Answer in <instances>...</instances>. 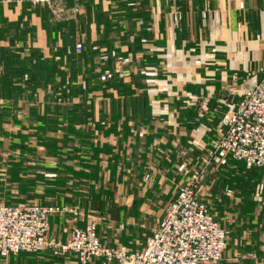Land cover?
I'll use <instances>...</instances> for the list:
<instances>
[{
  "label": "crops",
  "instance_id": "1",
  "mask_svg": "<svg viewBox=\"0 0 264 264\" xmlns=\"http://www.w3.org/2000/svg\"><path fill=\"white\" fill-rule=\"evenodd\" d=\"M177 14L182 20H174ZM0 18L4 21L0 47L22 48L27 56L38 52L45 59L60 60L57 51L61 48L83 46V57L74 51L75 65L60 66L55 79L60 82L62 71L67 70L75 75V84L84 86L88 79L89 91L83 96L90 118L76 124L90 126V154L70 148L60 156L77 165L72 164L69 173L87 181L77 191L84 189L89 201L69 209L67 215L50 218L49 240L54 242H65L72 228L84 227L96 215L104 220V207L115 195L111 177L117 176L120 193L130 174L141 181L133 193L123 192L125 203L120 207L134 202L143 208L145 200L161 195L168 199L174 186L189 183L192 144L206 146L242 93L264 80V0H0ZM125 19L131 42L123 40L116 52L113 48L124 34L119 23ZM117 54L130 58L132 77L101 83L102 70L112 65L102 57ZM36 83L33 74L27 82L14 81L8 98L0 96V110L6 104L11 113L4 125L12 121L28 125L32 107L40 104L44 108L45 103L57 100L52 85ZM109 122L112 127L104 129ZM77 139L66 134V141ZM96 144L104 148L93 154ZM223 156L227 155H219L221 165L213 174V193L221 215L216 219L228 232L221 264H264V169L237 165ZM147 175H151L150 182L145 180ZM58 205L74 206L70 198ZM225 207H230L227 217L222 215ZM113 211L105 218L109 224L101 231L98 228L105 246L142 249L147 241L142 247H132L130 241L141 236L134 232L129 236L130 228L118 227L123 220L114 219ZM142 214L138 211L131 216ZM111 223L115 225L109 228ZM104 228L115 231L111 233L114 239L105 238L103 232L108 229ZM0 264L81 263L73 255H55L50 246L41 254L0 257ZM89 264L118 263L95 258Z\"/></svg>",
  "mask_w": 264,
  "mask_h": 264
},
{
  "label": "built area",
  "instance_id": "2",
  "mask_svg": "<svg viewBox=\"0 0 264 264\" xmlns=\"http://www.w3.org/2000/svg\"><path fill=\"white\" fill-rule=\"evenodd\" d=\"M42 1L49 3L51 0ZM240 8H244L242 3ZM202 17L206 18L207 13H202ZM174 20H182V15H175ZM139 24L144 25V22ZM115 47L120 49L121 42ZM82 50V44L78 43L68 52L81 53ZM102 60L108 63L109 55L103 56ZM130 66V58L117 55L112 65L102 70L100 79L129 78ZM221 128L214 144L215 154L223 153L249 167L264 169V80L242 93L238 105L221 120ZM204 174L205 168L195 173L189 183L180 186L167 214L146 245L137 251L124 245L105 246L99 237L98 224L93 220L87 221L82 228H72L65 242L50 241V218L69 212L68 208L1 204L0 257L41 254L52 246L55 255H73L81 264H89L95 258L118 264H221L228 232L198 196V185Z\"/></svg>",
  "mask_w": 264,
  "mask_h": 264
},
{
  "label": "rangeland",
  "instance_id": "3",
  "mask_svg": "<svg viewBox=\"0 0 264 264\" xmlns=\"http://www.w3.org/2000/svg\"><path fill=\"white\" fill-rule=\"evenodd\" d=\"M32 126L33 124L31 122L28 123V125H23L22 123L20 125L15 123V121H12L10 125H4V122H0V205L41 204L53 206L52 201H56L54 205L60 206L58 204L62 200L64 201L70 198L74 206L67 205L68 209L81 208L82 203L87 204L89 201V195L86 194L87 192H85L84 189H80L79 192L77 189L78 187L82 188L81 183L85 185L87 181L80 180L75 176V173H69L71 165L74 164L75 167L77 165L72 163V161L66 162L60 155L65 156L68 154L70 148L83 150L85 154H90V141L82 140L87 130L90 129V126L78 125L75 129L77 130L80 140L77 139L76 142L61 141V145L58 146L61 147V151H55L53 148L46 149L44 146L37 145V143L33 142L32 140L35 139V133L41 128H33ZM221 129L222 128L219 129V127L214 128L211 139L206 146L203 144H192L193 149L190 156L191 178L195 173H199L205 168L203 179L198 185V196L204 200L209 211L218 221L221 215L218 212L220 206L216 198H214L215 192L213 193L215 188L213 174L218 172V170H214V168L221 165V163L219 164V155H226L223 153H214V144L219 137V133H221ZM58 132L64 133V135L71 133L66 125L59 127ZM98 135L102 136L104 133L99 132ZM21 137H25L26 141H23ZM223 157L227 158L228 155ZM207 175L208 177L206 178L205 176ZM136 180V176L130 174L129 178L125 180V186L127 187H125L124 190L121 189L120 193L116 183L117 176L116 179L110 178V185L114 188L111 190V193H115V195L111 203L105 205V216L103 217L108 220L109 211L114 210L112 214L113 218H120L123 220L121 224H118V227H123V230L130 228L129 236H132L133 232L135 235L141 236V238H135V241L133 239L132 242L130 241L132 247H142L145 241H147L148 235L153 233L167 214L171 203L178 195L180 186H174V190L169 192L170 196L167 195L168 199H166L164 195H161L159 198L145 200L143 208L135 204L133 205L134 202L130 206L124 205L120 207L119 205L125 203L123 192H125V194H128L129 191L133 193L135 185L139 182ZM145 180L150 182L151 175H147ZM209 180L210 182H208ZM62 181L63 183H61ZM57 182H60L59 184H61L60 186H62L64 191H59L58 194H54L55 196L52 197L49 192L56 189ZM155 192L160 193V191ZM228 209H230V207L224 208L222 213L224 217L230 215ZM138 211L143 213L142 216H131V213ZM67 213L69 212H66L65 215H67ZM101 218L102 216L97 217L96 215V218L90 219L98 224L100 231L103 225L109 224L105 223V218L104 220H101ZM130 218H132L133 221ZM114 225L115 224L109 225V228ZM104 229L106 230L108 228ZM111 233H115V231L113 229H108L103 232V235L105 238L107 237V239L109 235L114 239ZM102 240V243L107 245L103 237Z\"/></svg>",
  "mask_w": 264,
  "mask_h": 264
},
{
  "label": "trees",
  "instance_id": "4",
  "mask_svg": "<svg viewBox=\"0 0 264 264\" xmlns=\"http://www.w3.org/2000/svg\"><path fill=\"white\" fill-rule=\"evenodd\" d=\"M116 8H118V5H116ZM3 22V19L0 18V24ZM119 24V27L124 34L118 40L120 42L126 40L130 43L131 30L128 27V20H122ZM148 31H151V29H148ZM3 34L5 35L6 32H3ZM21 37L22 36H20L19 38ZM0 40H3L2 36H0ZM10 42H12V38ZM74 47L75 45L67 48L63 47L59 51H57L58 54H61L60 60H56L55 57L52 59H45L43 57H40L38 52H31L27 56L26 52L22 48L17 49V51L15 49H12L11 46L8 48L0 47V96L8 98V94L11 91V87L13 86L14 81H18V83H21L23 81L27 82L33 74L36 75V84H45L47 86L50 84L53 86L52 89L55 92L57 100H52L49 101V103H45L44 108L40 104H37V107H32L30 110V122L33 124L32 127L41 128L38 129L37 133H35V139L32 141L37 143V145L39 144L40 146H44L46 149L53 148L55 151H61V147L58 146L61 145V141H66V135H64V133L58 132L59 127H61L62 125H66L71 132L70 134L79 137V135L77 134V130L75 129L77 126L76 123L85 122L88 117L90 118V111L88 109L89 105H87V99L83 96L89 91L88 79L85 80L86 83L84 86L75 84V75H72L69 70H67V72L62 71L60 82L57 83L55 79L56 72L59 70L60 66L65 65L68 67L70 65V67H73L75 65V53L72 52L69 54L68 52L69 48ZM113 50L117 52L120 49L113 48ZM81 54V56L83 57V50ZM33 56L36 57L35 63L32 62ZM115 56H109V63L112 64ZM132 75L133 74L131 73L130 77H132ZM25 76H27V78H25ZM113 78L123 81V79H119L117 77L109 78L107 81H101L100 78L99 80L101 83L106 84ZM81 96L83 97V102L81 100V102L79 103L77 101L79 100V98H81ZM143 101L144 103L147 102L146 96H144ZM9 114L11 113L9 112L6 104H4L3 108H1L0 110V122H3L4 119L9 116ZM113 118L114 115L110 117V119ZM111 127L112 126H110V122L107 125L103 126L104 129H110ZM84 136L85 137H83L82 140L87 141V139H89L90 137V129L87 130V133ZM21 139L23 141H26L25 137H21ZM103 148L104 146H102L101 149L100 145L98 144L93 145L92 152L93 154H98L101 150H103ZM55 154L58 155L57 153ZM66 160V162L71 161L68 159ZM233 161L237 163V165L249 167L243 162H238L236 160ZM59 183L60 182L56 183V189L49 192L52 197L55 196L54 194H58L59 191H64L62 186H60L61 184ZM61 183H63V181ZM54 204H56V201H52V205ZM214 218L216 219V217Z\"/></svg>",
  "mask_w": 264,
  "mask_h": 264
}]
</instances>
